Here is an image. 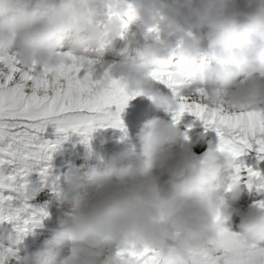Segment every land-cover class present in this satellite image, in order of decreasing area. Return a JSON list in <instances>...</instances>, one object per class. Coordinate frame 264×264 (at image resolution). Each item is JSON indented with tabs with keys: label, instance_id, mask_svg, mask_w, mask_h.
<instances>
[{
	"label": "clouds",
	"instance_id": "9594fccd",
	"mask_svg": "<svg viewBox=\"0 0 264 264\" xmlns=\"http://www.w3.org/2000/svg\"><path fill=\"white\" fill-rule=\"evenodd\" d=\"M131 6L135 20L125 27L129 0H0V50L41 74L72 58L102 67L138 22L151 42L134 56L122 50L106 68L108 77L171 116L145 120L136 143L123 123V147L69 173L67 188L46 204L45 218L54 210L58 229L19 264H132L116 251L145 248L163 264H195L201 253L216 252L218 216L225 223L238 218L231 231L246 245L264 244V207L236 206L244 191L238 175L223 185L236 160L203 133L192 140L182 131L172 118L176 99L153 77L167 73L214 108L264 109V0H131ZM204 142L209 147L197 156L193 149ZM76 190L81 195L64 210L61 197Z\"/></svg>",
	"mask_w": 264,
	"mask_h": 264
},
{
	"label": "snow or ice",
	"instance_id": "6c2138e0",
	"mask_svg": "<svg viewBox=\"0 0 264 264\" xmlns=\"http://www.w3.org/2000/svg\"><path fill=\"white\" fill-rule=\"evenodd\" d=\"M122 18L125 27L135 20L131 0ZM153 77L171 90L177 101L172 114L175 122L191 114L203 123L205 131L215 133L219 151L236 161L255 152L257 160L264 161V109L214 108L199 90L171 79L167 73H153ZM131 99L134 97L122 82L109 78L106 69L99 71L72 58L70 63L41 74L39 68L28 69L11 52L0 50V224H12L18 236L37 226L48 211L46 205L30 203L29 172L42 165L41 173L48 177L52 154L70 134L87 141L98 129H122L121 113ZM49 127L54 129L55 139L46 138ZM246 171L249 187L255 180L257 192L264 191L261 172L251 167ZM254 204L264 207V198ZM225 224L218 216L216 252L201 253L195 264H264V246L246 245ZM115 255L132 264H163L148 248L142 252L118 249ZM14 259L19 264L13 247L0 244V264Z\"/></svg>",
	"mask_w": 264,
	"mask_h": 264
},
{
	"label": "bare ground",
	"instance_id": "6f19581e",
	"mask_svg": "<svg viewBox=\"0 0 264 264\" xmlns=\"http://www.w3.org/2000/svg\"><path fill=\"white\" fill-rule=\"evenodd\" d=\"M142 31V30H141ZM141 34V32H140ZM143 40H145L142 45H125V48L127 47L126 55H136V53L139 50H142L143 47L151 42V36L147 35L145 33L144 36H141ZM150 41V42H147ZM118 43V42H117ZM124 49L122 47H113V50L108 52L105 55V58H112V59H118L120 60L122 57L120 56V52ZM104 58V59H105ZM107 63V61H105ZM110 62V61H109ZM106 63L101 67L98 66L99 71H103L107 68ZM106 66V67H105ZM157 87L165 94L172 95L171 90L166 88L164 85L157 84ZM194 89V87L192 88ZM188 90H185V94H187ZM150 102V103H149ZM160 116L165 119H171V116L169 114H166L165 112L158 110L153 102L146 96H138L134 99H131L128 103V105L125 107L124 111L121 113V119L126 125L128 129L129 134V140L132 143H136L135 140V134L139 130L142 123L150 118ZM178 126H182V131H185L189 137L192 140H197L200 135L203 133L204 139L207 142H210L211 144H215L216 140L212 138L211 135H207L205 132L204 125L201 121L197 120L194 116L191 114L186 113L181 121L178 123ZM203 128V129H202ZM133 129L135 131H133ZM110 131H107L108 134L107 138H101L99 139H92L90 143L91 151L90 153H87V151L83 150V147H79L80 150L77 149V151H73V154L69 156V159H67L65 163V168L62 170V166L57 169V171H54V173L50 172V175L48 177H45L41 173V166L35 165L33 169L29 172L28 176L26 177L28 182V188H29V195L32 197L30 200V203L37 206H43L48 204L49 202H52L56 198V194L61 189H66L67 186L65 184V177L75 171L78 167H81L82 165L87 168L92 165H98L100 162V158L104 157L107 158L109 155H111L114 151L119 150V148L123 147V145L120 143L121 137L123 136V132L119 128H109ZM209 130L208 132H210ZM104 139H107L109 141V146L106 145V141ZM205 143V149L200 153L203 154L207 148L209 147V143ZM89 146V143L85 144ZM83 146V145H82ZM87 147V146H86ZM85 149V148H84ZM193 151L196 153V151L193 149ZM84 153L88 158L84 160V164L79 165V162L82 161V157H84ZM255 158V157H254ZM253 156L248 154L244 157H241L239 160L236 161L235 168V175H238L240 178H242L241 185L244 188L243 194L240 197L238 201H236V206L240 207L242 209H247L249 206L253 205L255 201L264 198L263 196H256L251 195L249 193V182H248V176L246 169L248 167L253 168V170H258L261 172V175L264 176V171L257 165L256 159L254 160ZM81 163V162H80ZM56 165V164H55ZM237 166L240 167V171L237 172ZM67 168V171H66ZM36 170H39V178L41 179V187L44 189L47 188V195L48 197L43 193L39 192V179L35 176ZM223 180V179H222ZM61 183V185H60ZM230 183V181H228ZM227 183V184H228ZM54 193L55 196H52L49 193ZM81 195V192H80ZM43 197V199H47L48 203H41L43 199L39 200V198ZM71 198L70 200L74 201L76 195L74 191L68 192L66 198ZM38 198V199H37ZM65 197H61L60 203L62 207H65L66 205L72 204L67 203L63 204V200L66 199ZM74 198V199H73ZM239 220L238 218L234 217L232 223H226L225 226L229 227L232 231H237L236 224H238ZM59 225L57 222L56 213L53 210V213L50 218H44L37 226L32 228L29 232L24 234L23 236H18V234L14 230V226L10 223H3L0 224V229L3 228L4 232L2 236L4 238L10 237L13 241H16L19 239V244L16 247H13V249L17 252V256L19 259L23 257L27 253H31L32 251H36L40 249L44 242L47 239H50L53 235L54 231L58 229ZM2 237V238H3ZM0 238V239H2ZM0 244H3L4 246H9L6 242L0 240ZM264 246V244H262ZM115 251V249H114ZM10 264H17V261L14 259L10 262Z\"/></svg>",
	"mask_w": 264,
	"mask_h": 264
},
{
	"label": "rangeland",
	"instance_id": "374dc122",
	"mask_svg": "<svg viewBox=\"0 0 264 264\" xmlns=\"http://www.w3.org/2000/svg\"><path fill=\"white\" fill-rule=\"evenodd\" d=\"M140 32H141V34H140ZM145 33H146V31L142 28V26L138 22L133 23V24L130 25L129 29L127 30V32L125 34V39H123V40H117L114 43V46L113 47H122V48L125 49V45H128V44H131V45H142V43L145 40H143L141 38V36H144ZM147 42H150V41H147ZM124 49H119V50H124ZM104 60L107 61V63L105 62L107 67L113 61H118V59H112V58H108V59L105 58ZM106 129L108 131H110L109 128H101V129H98L97 131H95L92 134V136H91L90 142H87V143H91L92 141H94L92 139H99V140H101V138H107V135H110V134L107 133ZM180 129L182 130L183 127L180 126ZM133 131H135V130L133 129ZM205 133L207 135H211L212 138L217 141V138H216L215 133L213 131H210V132L206 131ZM46 138L47 139H55L56 138L55 137V134H54V129L53 128L49 127V129L47 131V134H46ZM104 140L106 141V145L109 146L110 145L109 144V141L107 139H104ZM87 143L84 141L83 137H81L79 135H76V134H70L69 135V138L67 140H64L59 145V147L57 148V150L52 154V160L50 162H48L51 165V168L49 169V172L54 173V171H57V169H59L61 166H62V170H64V168H65L64 165H65L67 159H69V156L71 154H73V151L74 150L75 151H77V149L80 150L79 147H83V150L87 151V153H90L89 146L88 145H85ZM87 153H84V157H82L83 160L80 161L81 163L79 162V165L84 164V160L86 158H88L85 155ZM249 154L252 155L253 158L255 157L254 160L256 159L257 165L264 171V161H258L255 152H251ZM39 166L42 167V165H39ZM78 168H80V167H78ZM66 171H67V168H66ZM35 176L39 179V182H38V185H39L38 196H39L40 193L43 194L45 192L44 194L48 197L49 195H47V192H46L47 191V188L45 187L44 189H42V187L40 185L41 179L39 178V170H36V175ZM60 185H61V183H60ZM80 192L82 193V190H76V191H74L76 197H75V199L73 198L74 201L72 202V204L66 205L65 207H62V208L64 210H70V208L74 205V203L76 202V200L79 198ZM56 196H57V194H56ZM41 199H43V197L39 198V200H41ZM45 202L48 203V200L47 199L46 200L43 199V201L41 203H45ZM63 204H66V203H63Z\"/></svg>",
	"mask_w": 264,
	"mask_h": 264
},
{
	"label": "water",
	"instance_id": "95a60500",
	"mask_svg": "<svg viewBox=\"0 0 264 264\" xmlns=\"http://www.w3.org/2000/svg\"><path fill=\"white\" fill-rule=\"evenodd\" d=\"M205 149V143H199L195 146V151L201 153Z\"/></svg>",
	"mask_w": 264,
	"mask_h": 264
}]
</instances>
